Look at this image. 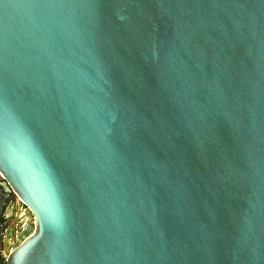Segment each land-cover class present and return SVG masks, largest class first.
<instances>
[{"label":"water","instance_id":"1","mask_svg":"<svg viewBox=\"0 0 264 264\" xmlns=\"http://www.w3.org/2000/svg\"><path fill=\"white\" fill-rule=\"evenodd\" d=\"M12 195L6 264H264V0H0Z\"/></svg>","mask_w":264,"mask_h":264},{"label":"flooded vegetation","instance_id":"2","mask_svg":"<svg viewBox=\"0 0 264 264\" xmlns=\"http://www.w3.org/2000/svg\"><path fill=\"white\" fill-rule=\"evenodd\" d=\"M14 200L15 195H12L6 212L2 218L0 227V264H6L4 263V259L1 255L2 238L6 236L8 242L14 238V249L18 242V235L26 232L30 228V225L33 223L32 213L27 212L26 207L21 202V205L18 206ZM11 207H13V211L10 213L9 210Z\"/></svg>","mask_w":264,"mask_h":264},{"label":"rangeland","instance_id":"3","mask_svg":"<svg viewBox=\"0 0 264 264\" xmlns=\"http://www.w3.org/2000/svg\"><path fill=\"white\" fill-rule=\"evenodd\" d=\"M15 203H17L18 206H20V201L19 199L15 196ZM13 245H14V238L12 240H10L8 242V239L5 237L2 238V243H1V248H2V252H1V255H2V258L4 259V263H6V260L10 254V252L12 251L13 249Z\"/></svg>","mask_w":264,"mask_h":264}]
</instances>
